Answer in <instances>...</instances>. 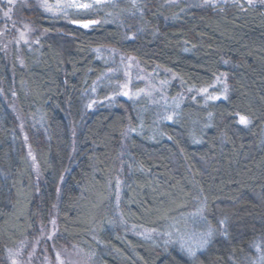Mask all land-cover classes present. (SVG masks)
<instances>
[{
    "label": "trees",
    "instance_id": "trees-1",
    "mask_svg": "<svg viewBox=\"0 0 264 264\" xmlns=\"http://www.w3.org/2000/svg\"><path fill=\"white\" fill-rule=\"evenodd\" d=\"M114 4L105 10L118 21L100 11L58 22L38 10V25L66 37L22 47L20 62L0 45V264H10L15 251V264H59L57 253L72 248L89 264H192L178 245H165V233L204 197L208 221L226 216L229 234L214 236L198 253L200 264H251L254 245L264 251V3ZM88 18L99 23H72ZM103 45L134 54L146 68L170 69L186 88L226 74L228 98L187 99L153 132L131 100L87 113L81 95L106 66L93 49ZM237 113L251 123L240 125ZM117 205L126 222L158 236L117 227ZM28 253L41 258L30 261Z\"/></svg>",
    "mask_w": 264,
    "mask_h": 264
},
{
    "label": "rangeland",
    "instance_id": "rangeland-1",
    "mask_svg": "<svg viewBox=\"0 0 264 264\" xmlns=\"http://www.w3.org/2000/svg\"><path fill=\"white\" fill-rule=\"evenodd\" d=\"M115 1L119 0H114V2ZM194 1L198 2V4H217L229 0H208V2H205V0ZM240 1L241 0H237V2ZM49 2L54 3L55 0H49ZM259 2L260 0H255L254 3ZM136 3H138V0H136ZM111 6L112 5L110 4V7ZM7 7L8 5L6 3V0H0V33H2L0 34V45L2 46L4 53L9 61H21L20 53L22 47L30 48L38 44L37 41L40 42L44 38H52L55 36L54 38H61L60 40H62L64 39V37H66L64 30H57L56 33H51L45 28L38 25L37 19L35 17L36 15H34V13H36L38 10L42 11L43 14L50 20H56L58 22L69 21L70 19H72L73 14H92L93 12L96 13L100 11L103 12L104 15L106 14L105 21H112L117 18V16H114L113 14H107L105 10L107 8V5L96 7L87 12L70 11L68 16L65 17L63 14L53 15L52 13L45 12L40 7V0H16V3L13 6L12 12L10 14L11 19H8L3 15L4 11L7 10ZM116 20L118 21V18ZM13 23H15V27H13ZM25 25H27L28 27L25 28ZM21 31L25 32V39H27L28 43H24L23 40H20L19 33ZM93 49L95 50L97 56L104 61L106 66L95 78V80L89 83L82 92L81 98L84 101V105L86 106L85 111L87 113L89 111H93L98 105L101 104L116 103L117 100L120 99L131 100L140 109L141 126L145 128L147 127L150 132H153L158 122L162 120L169 121L164 119L165 116L173 115L174 118L183 101L187 99H197L198 101H201L203 105H206L208 102H210H205L206 94H198L199 89L184 87L178 76L166 67L156 65L153 68H146L141 64L139 59L134 54L124 53L116 47L110 45L95 46ZM220 78L224 81L223 83L216 80L212 85L203 88H208L209 93L221 95L225 84L228 87V82L225 76H220ZM161 81H165L166 83L161 84ZM124 84H128V89H124L122 87ZM125 90H130V95L132 96V98H129L128 96H124L122 94ZM11 95L10 97L13 96ZM221 99H223L222 96ZM89 104H91L92 106L88 107ZM177 105H179V107H177ZM10 107L17 114L18 119H20L19 127L23 135L26 136L27 134L24 121L21 118L20 112L13 98H10ZM128 136L129 134L127 133L125 135V140L128 138ZM26 146L29 147V144H27V139ZM123 148L124 151L127 150L125 144ZM30 152L31 155L29 156L31 162L33 163V169L35 173H38V165L36 163V160H33L34 155L32 151L29 150V153ZM125 164H127V162ZM125 169V165H123L122 170ZM118 181L120 183L119 187L117 186V194L120 197V191L123 184L122 176H119ZM118 207L119 205H117L115 210V224L117 227H124L125 230H129L132 233L138 234L140 236H143L141 235V233L145 232V230H151L147 227L136 226L134 224L126 222L122 218L120 212L117 211ZM184 219H187V216L179 219L182 221V230ZM188 226H192L190 222ZM49 227L52 232V223L49 225ZM43 233H46V230L44 228L42 230V234ZM152 236H158L157 232L152 233ZM165 237L167 236L165 235ZM35 245L36 239L33 240L32 247L34 246L35 248ZM26 247L25 248L28 249L29 245H27ZM32 255H34V258H41V256H38L35 253H28V255H25V257L27 258L28 256L27 259L33 261ZM61 255L62 256L60 257V259L64 261V264H89V261H87V256L84 253L73 248L68 251L66 250V252ZM258 255L259 254L256 252L254 247L252 256L256 258ZM16 260L17 257L15 251L13 255L9 257L10 264H14Z\"/></svg>",
    "mask_w": 264,
    "mask_h": 264
},
{
    "label": "snow or ice",
    "instance_id": "snow-or-ice-1",
    "mask_svg": "<svg viewBox=\"0 0 264 264\" xmlns=\"http://www.w3.org/2000/svg\"><path fill=\"white\" fill-rule=\"evenodd\" d=\"M133 5H135L136 0H132ZM205 2H208V0H205ZM234 2H237V0H234ZM255 0H246V3L251 6ZM261 3H264V0H260ZM6 3L8 5L7 10L4 11L3 15L11 19V12L13 9V6L16 3V0H6ZM114 4V0H55L54 3H50L49 0H40V7L48 13H52L53 15L63 14L65 17L68 16L70 11H76V12H87L89 10H92L96 7L102 6V5H109ZM240 7H243L242 5H239ZM72 23H80L81 27L83 28H89L91 25L99 23V21L96 20H89L87 22H80L73 20ZM13 27H15V23H13ZM28 26L25 25V28ZM2 34V33H0ZM25 32L21 31L19 33L20 40H23L24 43H28L27 39H25ZM19 42V41H17ZM39 43V41H37ZM227 63V62H226ZM221 76H225L226 74H221ZM217 80L221 83L224 81L221 80L220 77H217ZM166 83L165 81H161V84ZM124 89H128V84H124L122 86ZM143 91V90H140ZM191 91V89H190ZM228 93V87L225 84L223 88V92L221 95H215L212 93H209L208 88H202L198 90V94H206V103L207 101H215L220 100L221 96L223 99H227ZM124 96H128L129 98H132L130 95V90H125L122 93ZM95 103V102H93ZM92 105L89 104L88 107H91ZM179 107V105H177ZM238 116V123L240 125L248 126L251 121L250 119L245 115H240L237 113ZM164 119L171 121L173 119V115H167L164 117ZM131 131H135V129H132ZM25 139L27 137L25 136ZM171 139V137H169ZM199 142V141H194ZM31 155V152L29 153ZM33 160H35V157H33ZM61 180H63V177H61ZM119 181L117 182V186L119 187ZM59 191V189H57ZM206 201L207 198L204 197L203 201L200 203V206L191 213L187 214V219L183 220V230L181 227V220H174L172 224L169 225L170 231H167L165 235L168 237L164 241L165 245L174 244L178 245L180 250L191 260L192 264H200V258L198 253L204 252L207 247L212 243L214 236L216 235H222L227 237L228 236V218L225 216L223 218H220L217 220L216 225H212L208 219L207 216L204 214L206 209ZM117 204H119V196L117 195ZM189 222L191 223V227H189ZM53 225L55 224V220L50 221ZM111 223V222H109ZM157 230L155 228L151 230H145V232L141 233V235L144 236L145 239H152V233L156 232ZM175 237V239H173ZM49 239H51V236H49ZM256 252L259 254L255 259L251 260V264H264V251L261 250L260 246L254 245ZM57 260L59 261V264H64V261L60 259V254L57 253ZM15 264V262H14Z\"/></svg>",
    "mask_w": 264,
    "mask_h": 264
},
{
    "label": "water",
    "instance_id": "water-1",
    "mask_svg": "<svg viewBox=\"0 0 264 264\" xmlns=\"http://www.w3.org/2000/svg\"><path fill=\"white\" fill-rule=\"evenodd\" d=\"M89 20H96V21H98V19H90V18H88V19H77L76 21H80V22H87V21H89ZM73 21V20H72ZM74 25H76V26H78V27H81V25H80V23H73ZM95 25V24H94ZM92 26V25H91ZM81 28H83V27H81Z\"/></svg>",
    "mask_w": 264,
    "mask_h": 264
}]
</instances>
